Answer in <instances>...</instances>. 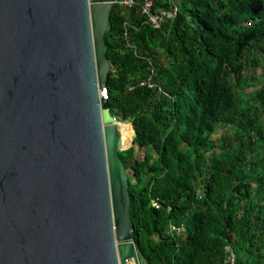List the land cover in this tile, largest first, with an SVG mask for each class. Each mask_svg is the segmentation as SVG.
<instances>
[{
	"label": "trees",
	"instance_id": "16d2710c",
	"mask_svg": "<svg viewBox=\"0 0 264 264\" xmlns=\"http://www.w3.org/2000/svg\"><path fill=\"white\" fill-rule=\"evenodd\" d=\"M144 1L105 36L138 259L264 264V0Z\"/></svg>",
	"mask_w": 264,
	"mask_h": 264
},
{
	"label": "water",
	"instance_id": "95a60500",
	"mask_svg": "<svg viewBox=\"0 0 264 264\" xmlns=\"http://www.w3.org/2000/svg\"><path fill=\"white\" fill-rule=\"evenodd\" d=\"M118 0H0V264H141L109 112Z\"/></svg>",
	"mask_w": 264,
	"mask_h": 264
},
{
	"label": "built area",
	"instance_id": "2783aa9c",
	"mask_svg": "<svg viewBox=\"0 0 264 264\" xmlns=\"http://www.w3.org/2000/svg\"><path fill=\"white\" fill-rule=\"evenodd\" d=\"M118 6H123V7H126V8H132L134 6V0H118L117 2ZM151 2L149 0H145L143 2V4L140 6V12L141 14L143 15H146L149 19V21L152 23L153 27H160V23H161V20H162V17L165 16V17H173L175 15V11H173L172 13H168V14H165L164 12H162V16H158V15H152L151 14ZM148 87H152V85L148 84ZM105 90V93H106V100H107V90H106V87L104 88ZM152 206L153 207H158L157 203L155 201H152L151 202ZM171 230H175L176 232H179L180 229H176L174 228L173 226H171ZM181 231H182V228H181ZM225 251H226V256H225V259H224V264H235V254L234 252L226 247L225 248Z\"/></svg>",
	"mask_w": 264,
	"mask_h": 264
},
{
	"label": "rangeland",
	"instance_id": "374dc122",
	"mask_svg": "<svg viewBox=\"0 0 264 264\" xmlns=\"http://www.w3.org/2000/svg\"><path fill=\"white\" fill-rule=\"evenodd\" d=\"M148 84H150V82H148L147 80H146V82H144V83H141V86H144V85H147L148 86ZM151 85V84H150ZM225 131V130H224ZM126 173V175H128V177H130V175H129V173L128 172H125ZM178 234H180L181 233V229H180V231L179 232H177Z\"/></svg>",
	"mask_w": 264,
	"mask_h": 264
},
{
	"label": "bare ground",
	"instance_id": "6f19581e",
	"mask_svg": "<svg viewBox=\"0 0 264 264\" xmlns=\"http://www.w3.org/2000/svg\"><path fill=\"white\" fill-rule=\"evenodd\" d=\"M121 137H122V135H121ZM122 141H123V138H122Z\"/></svg>",
	"mask_w": 264,
	"mask_h": 264
},
{
	"label": "clouds",
	"instance_id": "9594fccd",
	"mask_svg": "<svg viewBox=\"0 0 264 264\" xmlns=\"http://www.w3.org/2000/svg\"><path fill=\"white\" fill-rule=\"evenodd\" d=\"M118 6V5H117Z\"/></svg>",
	"mask_w": 264,
	"mask_h": 264
}]
</instances>
